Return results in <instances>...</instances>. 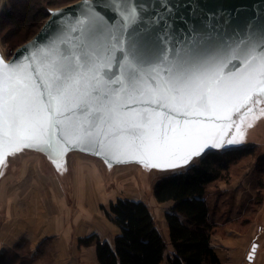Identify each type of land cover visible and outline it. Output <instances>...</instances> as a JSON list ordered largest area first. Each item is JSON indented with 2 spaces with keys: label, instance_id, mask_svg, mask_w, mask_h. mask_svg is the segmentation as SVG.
Listing matches in <instances>:
<instances>
[{
  "label": "snow or ice",
  "instance_id": "1",
  "mask_svg": "<svg viewBox=\"0 0 264 264\" xmlns=\"http://www.w3.org/2000/svg\"><path fill=\"white\" fill-rule=\"evenodd\" d=\"M110 3L116 22L89 14L80 21L86 27L74 46L40 48L24 64H7L0 57V164L22 147L61 155L62 141L105 131L121 140L138 139L149 158L174 156L187 163L208 146L211 128L184 120L183 127L177 122L171 132L160 131L151 108L129 111L130 103L180 104L193 114L227 120L231 127L233 112L264 95V18L255 26L249 22L246 34L231 45L209 38L203 46L180 49L161 39L159 29L141 32L147 29L141 0ZM237 133L239 139L233 136L228 145L243 139L239 128ZM223 143L221 136L212 147Z\"/></svg>",
  "mask_w": 264,
  "mask_h": 264
},
{
  "label": "water",
  "instance_id": "2",
  "mask_svg": "<svg viewBox=\"0 0 264 264\" xmlns=\"http://www.w3.org/2000/svg\"><path fill=\"white\" fill-rule=\"evenodd\" d=\"M141 3L144 5L143 13L147 17L144 20L147 29L142 28L141 32L159 29L161 30V39L166 40L169 46L176 45L180 49L187 46H203L209 42V38L220 46L231 45L246 34V25H249V22L255 26L264 18V0H141ZM89 14H98L113 23L116 22L115 9L110 0H79L65 7L51 10L49 18L32 39L20 46L10 58H5L1 52L0 57H3L7 64H11L13 61L24 64L29 63V58L40 48L59 47L63 49L74 46L79 43L82 38L81 30L86 27L80 21L85 20ZM247 31L251 32L252 28L248 27ZM232 63L235 64L237 61L233 60ZM231 67L232 64H229L225 68V72ZM112 71H115V67ZM33 76L36 77L35 72H33ZM36 83L40 84L41 82L36 79ZM40 91L43 92L42 87ZM257 100H264V95L253 96V100L240 108L239 112L232 113L231 127H227L229 123L227 120L217 119L215 115L210 114H193L191 109H185L180 104H177L175 108H159L155 104L130 103L127 109L129 111L151 108L153 110L151 115L160 131L167 129L171 132L177 122L180 127H183L184 120L201 121L211 128L214 136L209 139L208 146L203 149L200 155L192 157L187 163H183L174 156L149 158L138 148L140 144L138 139L129 137L122 140L117 139L116 135L107 131L92 138L77 139L74 135L70 137L72 143L62 141L64 151L61 155L29 148L38 150L57 161L58 158L59 160L63 159L69 151L77 150L98 157L109 166L123 163H143L150 166L158 165L156 168L162 170L179 167L188 169L194 165L193 158L195 157H199L200 160L210 152L235 148H230L232 146L227 144V140L235 134L236 118L243 112H249L252 104ZM185 112L188 114L186 115ZM65 115L70 116L71 113H65ZM143 115L146 117L149 113ZM221 136L224 143L218 148L212 147L214 140ZM248 146L254 147V145ZM257 247L258 244L254 243L247 256L248 264L254 261Z\"/></svg>",
  "mask_w": 264,
  "mask_h": 264
},
{
  "label": "crops",
  "instance_id": "3",
  "mask_svg": "<svg viewBox=\"0 0 264 264\" xmlns=\"http://www.w3.org/2000/svg\"><path fill=\"white\" fill-rule=\"evenodd\" d=\"M262 123L260 124L261 128ZM250 131L255 132V130ZM257 133H253L254 136ZM254 136L248 135V138ZM23 150L32 149L22 147L21 152ZM16 154L20 153L16 152L14 155ZM28 154L29 156L23 165H16L14 169L11 162H6L8 156L4 159L6 168L2 177H0V254L6 255L7 264H99L96 256V243L83 246L79 242L80 239L97 235L101 241H108L112 244L115 237L120 233V229L106 216L104 211L105 215L90 211L87 214L86 211H82L81 208L84 206H87L88 210L93 208V196L89 193L96 194L93 179L84 181V178H82V181L80 178L79 181L76 168L73 181H62L63 179L58 176L60 181H53L51 187L53 193H49V191H46V193L45 181L42 178L43 171L42 169L39 171L37 168V162L39 160L41 162L42 158L35 161V180L26 181L25 177L30 172V164L34 157L29 152ZM64 157L67 158L66 155ZM80 158L78 156L76 160L80 162ZM35 159L38 158L35 156ZM85 161L97 165L101 177L104 178L99 161L96 162L87 158ZM65 162H68V160H65ZM57 164L60 165V162ZM8 165L10 169H7ZM95 176L94 174L93 177L95 178ZM87 182H90V184L87 185ZM97 182L100 183V181H96V184ZM225 182L215 181L209 185H212V187L216 184L219 187L221 186L220 192L231 190L233 186L238 187L239 192H243L242 188L247 185L248 181H229L231 184L228 186ZM102 183L105 190L108 189L107 186L109 188L111 186L108 185V181H102ZM220 197H223V195ZM218 203L219 207H224L221 200ZM260 213V220L257 222L255 229H250L248 233L242 234L235 229L226 227V218L213 217V212L210 209V220L216 225V232L212 236L211 244L220 258V264H243L244 259L247 261V256L251 251L248 247L251 249V244L255 241L258 247L254 261L250 264H264V209ZM68 216L72 217L71 220H67ZM105 217L115 226L112 232H102V227L97 224L100 222L102 225ZM164 226V233L161 234L168 246L163 264H168L167 259L174 254V249L170 244L169 228L166 220ZM220 228L224 230L221 233ZM44 241H47V244L44 251L38 255V248ZM24 251H29L27 256L23 255Z\"/></svg>",
  "mask_w": 264,
  "mask_h": 264
},
{
  "label": "trees",
  "instance_id": "4",
  "mask_svg": "<svg viewBox=\"0 0 264 264\" xmlns=\"http://www.w3.org/2000/svg\"><path fill=\"white\" fill-rule=\"evenodd\" d=\"M76 1L79 0H9L10 7L0 15L1 41L17 49L35 36L53 8ZM251 148L255 147L210 152L185 171L156 182L153 190L156 202L171 203L165 220L174 254L168 257V264H220L211 244L216 225L210 220L207 187L225 179L232 164L252 154ZM102 208L120 233L112 244L101 241L97 235L79 241L83 246L96 243L99 264H163L168 245L144 201L118 198L108 208ZM46 242L39 246L38 255L44 251ZM5 257L0 254V264H7Z\"/></svg>",
  "mask_w": 264,
  "mask_h": 264
},
{
  "label": "rangeland",
  "instance_id": "5",
  "mask_svg": "<svg viewBox=\"0 0 264 264\" xmlns=\"http://www.w3.org/2000/svg\"><path fill=\"white\" fill-rule=\"evenodd\" d=\"M58 6H60L58 8L65 7L63 5ZM7 7H10L9 0H0V15L6 10ZM54 9L57 8H53V10ZM46 21L47 19L44 21V23ZM44 23L41 25V27L44 25ZM41 27L37 29L36 34L39 32ZM33 37L34 36L29 37L28 40H26L23 44L28 42ZM17 49L15 47L5 45L0 39V52L5 58H10ZM251 110L252 111H246L239 114V116L236 118L237 123L234 130V136H237L238 138L239 135L237 133V128H239L240 133L243 134V139L240 140V142L237 144L230 145L232 146L230 148H237L248 145H254L255 148H251L252 154H249L248 156L240 159L237 163L230 166L225 179L218 180L226 181L225 184L227 186L231 184V182L229 181H248L247 185L242 188L243 192H239L238 187L235 188L234 186L231 190H227L225 192H220L219 189L221 186L219 187L217 184L214 187H212V185H209L207 187L208 203L210 209L213 212V217L216 216V218L220 219L222 217H224V219L226 218L228 223L226 222L225 226L235 229L237 232L242 234L248 233L250 229H255L257 222L260 220V212H262L264 209V184L263 187L260 186L261 182H264V100H261L258 103L254 102L251 106ZM261 122H263L262 128L260 126ZM249 125H251V127H249ZM260 129L262 130L259 131ZM250 130H255V132L258 133L254 136L255 132L253 134ZM248 135L254 137L248 138ZM232 137L233 136H231L230 138ZM18 152L20 154H16L14 156L7 155L8 158L6 162H11L13 169L16 165H23V163L26 161V158L29 156L28 152L32 156L34 155L33 161L30 164V172L25 177L26 181L35 180V161L42 158L41 162L40 160L37 162V168L39 169V171H41V169L43 171L42 178L45 181V192L49 191V193H53L51 187L53 186V181H60L58 179V176L63 179L62 181H73L74 172L77 168L79 181L80 178H84V181H91L93 179V183L96 188L95 195L93 192L88 191L93 196V208L88 210L87 206H84L83 208L80 207L81 209H83L82 211H86L87 214H89L90 212H95L102 215V213L104 214V210L102 207L108 208L109 204L111 202H115L118 198L134 200L141 199L149 206L155 219L156 225L162 234L164 233L165 229V214L169 210L171 204H159L155 201L153 194L154 186L160 179L170 175L181 173L187 169V167H179L162 170L143 163H123L116 164L110 167L108 166V164L106 165L102 159L77 150L69 151L66 154L67 158L65 159L64 157L60 160L58 158L59 161L53 159L50 156H47L44 153H40V151L38 150H23L22 152L20 150ZM35 156L38 159H35ZM78 156L81 157L80 162L76 160V157ZM86 158L92 159L96 162L99 161L101 163L100 170L103 173L104 178L101 177L97 165L85 161ZM193 159V164H196L199 161V157H195ZM62 160L64 163L62 162ZM65 160H68V162H65ZM58 162H60V167H58ZM5 168L6 166L4 165V162L0 164V177H2ZM92 168L93 176L94 174L96 175L95 178L92 176ZM7 169H10L9 165ZM96 181H100V183L97 182L96 184ZM102 181H108V185H111L110 188L106 185L108 189L105 190V186ZM86 184L89 185L90 182H87ZM246 189L247 191H245ZM222 195L223 197H220ZM220 200L221 204H223L224 207L218 206V202ZM234 209H238L239 211L237 210L236 212V210ZM71 218L72 217L68 216L67 220H71ZM104 219L105 220L103 221L102 225L100 222H98L97 224L102 227V232H112L115 226L110 222V220H108L107 217H105ZM245 221H248V224H246ZM219 231L221 233L224 230L220 228ZM253 244H251V246H253ZM248 248L249 250H251L250 247ZM28 253L29 251H24V254L22 252L24 256H27ZM243 264H247V261L245 259L243 261Z\"/></svg>",
  "mask_w": 264,
  "mask_h": 264
},
{
  "label": "bare ground",
  "instance_id": "6",
  "mask_svg": "<svg viewBox=\"0 0 264 264\" xmlns=\"http://www.w3.org/2000/svg\"><path fill=\"white\" fill-rule=\"evenodd\" d=\"M252 133H254V132H252ZM7 196V195H6ZM9 197V196H8ZM7 202V201H6ZM7 207H8V205H7ZM6 210V209H5ZM3 221V220H2ZM4 253V252H3Z\"/></svg>",
  "mask_w": 264,
  "mask_h": 264
}]
</instances>
